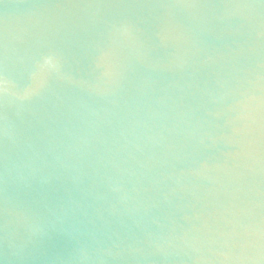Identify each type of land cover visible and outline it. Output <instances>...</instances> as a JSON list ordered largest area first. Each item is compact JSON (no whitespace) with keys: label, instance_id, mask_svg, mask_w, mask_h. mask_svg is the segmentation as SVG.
I'll use <instances>...</instances> for the list:
<instances>
[{"label":"water","instance_id":"water-1","mask_svg":"<svg viewBox=\"0 0 264 264\" xmlns=\"http://www.w3.org/2000/svg\"><path fill=\"white\" fill-rule=\"evenodd\" d=\"M0 264H264V0H0Z\"/></svg>","mask_w":264,"mask_h":264}]
</instances>
